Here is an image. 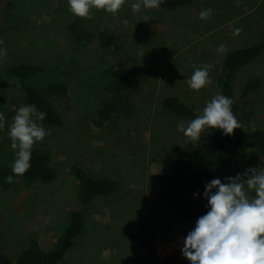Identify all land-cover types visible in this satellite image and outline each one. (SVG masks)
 Returning a JSON list of instances; mask_svg holds the SVG:
<instances>
[{"label": "rangeland", "instance_id": "1", "mask_svg": "<svg viewBox=\"0 0 264 264\" xmlns=\"http://www.w3.org/2000/svg\"><path fill=\"white\" fill-rule=\"evenodd\" d=\"M137 2L142 0H126L115 16L93 8L89 20L75 16L68 0H0V48L7 50L0 69L20 62L39 65L47 70L37 78L39 84L60 81L69 88L66 98L55 100L62 125L39 123L51 135L33 146L50 151L57 179L29 189H21L20 182L7 190L0 186V264H14L31 236L42 249H53L74 210L84 211L85 230L60 264H133L144 255L139 238L145 233L155 236L163 257L182 248L194 229L196 223L179 224L160 201L157 175L166 157L194 159L215 135L208 132L198 144L189 143L177 125L191 120L177 117L161 102L177 95L202 113L218 92L222 56L264 40V0H194L187 8L142 5L133 12L131 5ZM208 8L211 17L200 19L201 10ZM74 20L84 29L115 34L121 49L101 51L98 41L76 46L69 29ZM221 44L223 53L217 51ZM120 57L129 59L133 115L96 127L94 119L105 99L104 70ZM203 64L212 65L213 84L194 91L187 81L195 66ZM252 76L261 81L249 98L248 108L255 112L249 126L264 128V55L239 71L237 96ZM4 83L14 87L5 89ZM22 105L17 81L0 77V113L6 120L0 130V161L7 151L15 152L8 129ZM76 163L96 175L120 179L121 193L96 198L83 208L75 194ZM254 167L264 169V153L247 151L236 160L232 177Z\"/></svg>", "mask_w": 264, "mask_h": 264}, {"label": "trees", "instance_id": "2", "mask_svg": "<svg viewBox=\"0 0 264 264\" xmlns=\"http://www.w3.org/2000/svg\"><path fill=\"white\" fill-rule=\"evenodd\" d=\"M193 3L194 0H163L159 8L176 10L187 8ZM69 29L73 42L78 47H85L93 41H98L101 51L121 49L117 36L111 32L84 29L79 20L71 22ZM263 55L264 40L231 50L221 58L216 86L218 92L232 99V110L241 125L240 129L234 130L232 136H225L222 130H209L215 137L196 158L168 156L163 160L157 175L158 197L172 211L179 224H195L197 219L209 210L207 199L203 197L206 183L216 178H219L222 183L226 182L227 177H232L236 160L242 158L247 151L257 150L264 153V128L249 126L255 112L248 108L249 98L258 89L261 79L250 77L243 84L238 96L235 87L239 71ZM46 71L42 66L20 62L1 68L0 77L15 79L21 88L25 104H34L39 111L46 112L45 119L38 123L60 127L62 118L55 107V100L66 98L69 88L60 81L39 84L37 78ZM102 86L105 99L94 119L95 126L102 127L114 118L131 117L134 105L130 95L132 78L127 57H120L104 70ZM3 87L9 89L14 86L4 83ZM161 104L164 109L181 119L192 120L201 114L194 104L186 103L177 95L166 96ZM14 160L15 152L7 151L0 161V186L5 190L17 182H20L21 189H29L35 184H49L57 179L58 174L52 165L51 153L48 150L33 149L31 167L22 176L13 174ZM73 169L77 181L76 199L83 208L91 205L96 198L117 195L122 191L121 181L118 178L96 175L80 163L74 164ZM9 175L13 176L12 183L6 182ZM194 193H196L195 197ZM67 222L53 249H42L38 239L31 236L14 264H60L63 262L67 253L74 247L75 240L85 230L84 211H71ZM139 245L144 250V255L136 259L133 264H190L182 256L181 248L160 257L157 253L156 239L152 233L142 234Z\"/></svg>", "mask_w": 264, "mask_h": 264}, {"label": "clouds", "instance_id": "3", "mask_svg": "<svg viewBox=\"0 0 264 264\" xmlns=\"http://www.w3.org/2000/svg\"><path fill=\"white\" fill-rule=\"evenodd\" d=\"M163 0H142L131 5L133 12L143 7L158 8ZM126 0H68L70 11L77 17L91 20V9H103L117 15ZM211 8L201 10L199 18L211 17ZM243 29H236L239 35ZM4 42L0 39V45ZM225 46H218V52H225ZM7 57V50L0 48V59ZM212 65L195 66L187 81L190 89L199 91L212 85ZM233 101L217 92L203 111L187 123L181 121L177 128L189 143L198 144L209 130H222L225 136H232L241 125L232 110ZM46 112L39 111L34 104L22 105L9 125L10 147L15 150L12 172L24 175L31 167L33 146L42 142L50 131L37 123L43 121ZM5 115L0 113V130L5 128ZM13 182V176L6 178ZM213 189L215 191L213 192ZM194 197L196 193L193 194ZM203 197L207 199L206 214L200 216L193 230L184 238L181 253L190 264H264V169H246L235 177H227L222 183L212 179L204 186Z\"/></svg>", "mask_w": 264, "mask_h": 264}]
</instances>
